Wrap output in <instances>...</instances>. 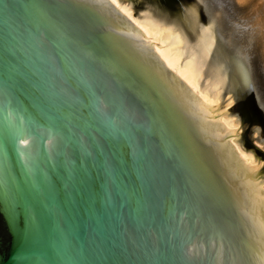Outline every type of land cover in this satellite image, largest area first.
<instances>
[{"label":"water","instance_id":"obj_1","mask_svg":"<svg viewBox=\"0 0 264 264\" xmlns=\"http://www.w3.org/2000/svg\"><path fill=\"white\" fill-rule=\"evenodd\" d=\"M248 129L264 0H0V264H264Z\"/></svg>","mask_w":264,"mask_h":264},{"label":"flooded vegetation","instance_id":"obj_2","mask_svg":"<svg viewBox=\"0 0 264 264\" xmlns=\"http://www.w3.org/2000/svg\"><path fill=\"white\" fill-rule=\"evenodd\" d=\"M242 102V101H241ZM241 102H239L238 104V111L240 113V115H242V117L245 119V121L247 122H255V116H253V114L251 113V111H247L242 109L240 105ZM245 108L249 110V103L245 104ZM249 112V113H248ZM264 132V131H263ZM251 134V130H247L246 132L243 133V143H245L246 146H250V147H254L252 148V150L257 154V157H262L264 158V148L262 145H260L258 142H256L254 139H252L251 137H249ZM262 136H264V133L261 134ZM242 137V136H241ZM259 136H256V138H258ZM262 141H264V138L260 139ZM263 169H264V166H263ZM264 171V170H262Z\"/></svg>","mask_w":264,"mask_h":264}]
</instances>
